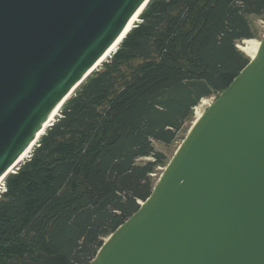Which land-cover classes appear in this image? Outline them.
<instances>
[{
    "label": "trees",
    "instance_id": "16d2710c",
    "mask_svg": "<svg viewBox=\"0 0 264 264\" xmlns=\"http://www.w3.org/2000/svg\"><path fill=\"white\" fill-rule=\"evenodd\" d=\"M251 17L264 0H150L6 177L0 264H88L171 159L154 143L183 140L195 106L250 62L238 45L264 33Z\"/></svg>",
    "mask_w": 264,
    "mask_h": 264
},
{
    "label": "water",
    "instance_id": "95a60500",
    "mask_svg": "<svg viewBox=\"0 0 264 264\" xmlns=\"http://www.w3.org/2000/svg\"><path fill=\"white\" fill-rule=\"evenodd\" d=\"M149 1L0 0V178ZM140 204L88 264H264V33Z\"/></svg>",
    "mask_w": 264,
    "mask_h": 264
},
{
    "label": "bare ground",
    "instance_id": "6f19581e",
    "mask_svg": "<svg viewBox=\"0 0 264 264\" xmlns=\"http://www.w3.org/2000/svg\"><path fill=\"white\" fill-rule=\"evenodd\" d=\"M145 9V5L140 7L138 11L134 14V16L131 18L128 26L126 27L125 32L122 34V36L116 41V43L108 50V52L102 57L100 62L98 63V67L105 61L107 60L112 53L116 50L118 44L123 40V38L126 36V34L132 29V27L135 25L136 21H139V16ZM240 48L247 53V55L250 56V58H254L258 52L259 46H260V40L257 39H245L242 44H239ZM66 102V100L62 101L56 108L52 111L50 116L47 118L44 126L40 130L39 134L37 137L32 141L30 146L25 150V152L22 154L20 157L17 165H20L24 160H26L30 153L32 152L33 148L36 146L38 143L39 139L45 134L46 130L53 124V122L56 120V118L60 115L61 108L63 104ZM210 101L206 98H203L202 101L195 106L194 108V115L195 119H199L203 112H204V107L205 105L209 104ZM13 169H16L15 167ZM11 169L9 173L13 170ZM8 174L0 178V183L7 177Z\"/></svg>",
    "mask_w": 264,
    "mask_h": 264
},
{
    "label": "rangeland",
    "instance_id": "374dc122",
    "mask_svg": "<svg viewBox=\"0 0 264 264\" xmlns=\"http://www.w3.org/2000/svg\"><path fill=\"white\" fill-rule=\"evenodd\" d=\"M251 20H252V23L259 29V31H260V35L264 32V19H257V18H255V17H251ZM140 21H141V17H140ZM258 40H260L261 38H257ZM215 97H206V99H208L209 101H210V103L213 101V99H214ZM202 101V100H201ZM200 101V102H201ZM209 103V104H210ZM209 104H207V105H205V107H204V109H206L208 106H209ZM195 120V115H194V118H193V120H192V122L191 123H188L187 125H186V130L188 131L189 130V128L191 127V125H192V123H193V121ZM185 135V131L184 132H182V133H180V137L176 140V141H174L172 144H170V145H166V144H164V143H162V142H158V141H156L154 144H155V147H156V149L157 150H159V151H162V152H164L167 156H168V158L169 157H172L173 156V154L175 153V151H176V149L178 148V146L181 144V142H182V137ZM37 145V144H36ZM33 151V150H32ZM32 153V152H31ZM31 153H30V155H31ZM30 157V156H29ZM144 159H151V158H144ZM25 161V160H24ZM22 163H24V162H22ZM21 163V164H22ZM165 167L166 166H164V167H158V170H157V172L154 174V176H155V178L158 180V178H159V176L161 175V173L164 171V169H165ZM17 169H15V171H16Z\"/></svg>",
    "mask_w": 264,
    "mask_h": 264
},
{
    "label": "built area",
    "instance_id": "2783aa9c",
    "mask_svg": "<svg viewBox=\"0 0 264 264\" xmlns=\"http://www.w3.org/2000/svg\"><path fill=\"white\" fill-rule=\"evenodd\" d=\"M31 156V155H29ZM29 158V157H28ZM7 190L6 178L0 183V197Z\"/></svg>",
    "mask_w": 264,
    "mask_h": 264
}]
</instances>
